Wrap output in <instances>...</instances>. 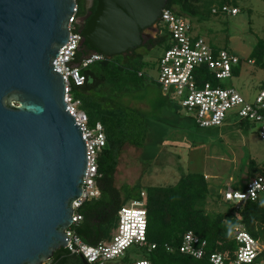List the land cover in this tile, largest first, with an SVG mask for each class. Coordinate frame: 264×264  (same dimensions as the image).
<instances>
[{
    "label": "water",
    "instance_id": "1",
    "mask_svg": "<svg viewBox=\"0 0 264 264\" xmlns=\"http://www.w3.org/2000/svg\"><path fill=\"white\" fill-rule=\"evenodd\" d=\"M95 1L81 46L108 57L140 48L168 2ZM76 8L0 0V264H46L70 243L88 156L54 62Z\"/></svg>",
    "mask_w": 264,
    "mask_h": 264
},
{
    "label": "trees",
    "instance_id": "2",
    "mask_svg": "<svg viewBox=\"0 0 264 264\" xmlns=\"http://www.w3.org/2000/svg\"><path fill=\"white\" fill-rule=\"evenodd\" d=\"M76 2L78 24L74 26L73 31L82 34L97 8V2L94 1L91 7L87 0H76ZM215 4L220 8L229 6L230 2L228 0H168L166 9L178 16L204 22L212 15H219L212 13ZM82 19L84 20L81 21ZM157 30V36L145 42L140 48L121 55L105 56L103 61L90 66L85 70L86 84L74 89L75 99L81 101L82 109L88 115L90 124H102L107 145L98 156L100 197L84 202L77 212L83 220L72 230L90 246L110 241L118 227L122 206L132 201L145 200L147 244L148 247L155 246V249L150 251L148 247L144 248L147 250V260L152 264H211L209 256L213 253L234 257L238 244L233 237V230L238 225H242L245 231L260 243L264 242V199L248 201L237 208L234 204L226 202L222 193L216 198L217 202L226 204V211L209 213L205 209L209 185L206 177L201 173L184 175L176 185L170 187L135 185L123 186L119 189L116 186V174L124 147L131 145L144 149L148 142L147 116L123 100L130 93L144 87L145 72L153 68L146 61L145 51L163 44L167 50L172 45L167 28L160 22L157 24ZM90 53L91 49L84 44L79 55ZM248 61L264 66V39L258 42ZM209 81L212 79L204 77V82ZM147 155L149 159L155 156ZM255 176L264 177V165L250 159L247 179ZM232 186L236 189H244L245 185ZM189 232L208 243L207 256L202 260L180 252L183 237ZM169 249L174 251L169 252ZM50 263L83 264V261L80 255H73L68 250L62 249L54 254Z\"/></svg>",
    "mask_w": 264,
    "mask_h": 264
},
{
    "label": "built area",
    "instance_id": "3",
    "mask_svg": "<svg viewBox=\"0 0 264 264\" xmlns=\"http://www.w3.org/2000/svg\"><path fill=\"white\" fill-rule=\"evenodd\" d=\"M77 13L78 6L69 23V40L60 49L54 62L56 73L64 80L66 109L81 130L88 156L83 194L74 203L73 224L66 232L70 240L66 250L70 254L80 255L87 264H152L147 259L133 262L127 258V252L132 248L148 247L145 200L132 201L122 206L118 227L110 241L90 246L72 230L83 220L77 212L84 202L100 197L98 156L107 145L102 124L91 125L81 101L74 96V89L86 84L85 70L103 61L105 57L97 52L79 55L83 37L81 33L73 31L78 24ZM212 13L236 16L239 10L223 6L213 8ZM159 22L167 28L172 39L171 47L159 62L158 84L163 92L175 99L200 128L221 127L229 117H236L259 125V136L264 141V85L254 103L247 102L235 89L218 85L233 77L241 60L227 50L214 49L201 37L193 36L191 19L186 16H178L165 8L157 24ZM206 76L212 81L204 82ZM244 185V189L227 186L223 191L224 200L239 208L248 201H256L264 196L263 176H255ZM233 237L238 244L234 257L213 253L209 256L211 264H264V247L242 225L234 228ZM207 246L206 240L189 232L183 237L180 252L202 260L207 256ZM153 249L155 246L148 247V251ZM173 251L169 249V252Z\"/></svg>",
    "mask_w": 264,
    "mask_h": 264
},
{
    "label": "rangeland",
    "instance_id": "4",
    "mask_svg": "<svg viewBox=\"0 0 264 264\" xmlns=\"http://www.w3.org/2000/svg\"><path fill=\"white\" fill-rule=\"evenodd\" d=\"M228 2L230 7L239 10L238 15H212L204 22L191 20V33L241 60L233 77L219 84L235 89L247 102L254 103L264 85V66L248 60L258 42L264 39V0ZM145 52L146 61L153 68L145 72L144 87L130 93L123 101L147 116L148 142L144 149L131 145L124 147L116 174L117 188L135 185L170 187L184 175L201 173L209 185L206 211L225 212L227 206L217 202V195L222 194L226 186L245 184L250 159L264 165L260 127L229 117L221 127L200 128L158 85L159 62L166 52L165 44ZM147 154L155 156L149 159ZM263 199L264 196L261 201ZM261 245L264 247V242ZM146 257L147 250L142 248L127 252V258L133 262Z\"/></svg>",
    "mask_w": 264,
    "mask_h": 264
},
{
    "label": "flooded vegetation",
    "instance_id": "5",
    "mask_svg": "<svg viewBox=\"0 0 264 264\" xmlns=\"http://www.w3.org/2000/svg\"><path fill=\"white\" fill-rule=\"evenodd\" d=\"M87 1H88V2L90 1V2H89V7H91V6L93 5V2H94L95 0H87ZM83 20H84V19H82L81 21H83ZM157 32H158V30H157V25H156V27H154V28H151V29L146 30V31L144 32V34H145V37H144L145 42L154 39V38H155V37H154V34L156 33L155 36H157ZM91 53H95V52L91 50Z\"/></svg>",
    "mask_w": 264,
    "mask_h": 264
}]
</instances>
